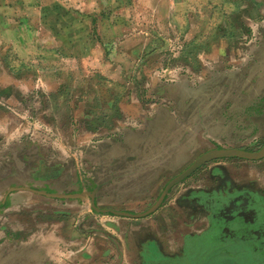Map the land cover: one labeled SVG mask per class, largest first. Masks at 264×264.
<instances>
[{
    "label": "rangeland",
    "instance_id": "obj_1",
    "mask_svg": "<svg viewBox=\"0 0 264 264\" xmlns=\"http://www.w3.org/2000/svg\"><path fill=\"white\" fill-rule=\"evenodd\" d=\"M263 146L264 0H0V264H107L103 215L148 210L211 150ZM247 184L264 155L206 160L155 213L250 235L260 201H213ZM200 235L186 264H218Z\"/></svg>",
    "mask_w": 264,
    "mask_h": 264
},
{
    "label": "crops",
    "instance_id": "obj_2",
    "mask_svg": "<svg viewBox=\"0 0 264 264\" xmlns=\"http://www.w3.org/2000/svg\"><path fill=\"white\" fill-rule=\"evenodd\" d=\"M259 191L262 196L264 187L259 188ZM84 198L80 193V197H73L72 201L78 204L85 201ZM164 210L162 208L158 213L148 216L103 215L101 219L105 221L106 228L104 235L108 240L103 252L106 254L107 264H175V260L179 262L184 258L186 252L179 245L182 230L186 232L183 234L193 236L204 230V225L199 220L191 223L192 219L188 218H184L182 223L177 222L169 218ZM128 229L132 230L131 235L128 234ZM84 251L90 250L85 247Z\"/></svg>",
    "mask_w": 264,
    "mask_h": 264
},
{
    "label": "flooded vegetation",
    "instance_id": "obj_3",
    "mask_svg": "<svg viewBox=\"0 0 264 264\" xmlns=\"http://www.w3.org/2000/svg\"><path fill=\"white\" fill-rule=\"evenodd\" d=\"M168 182H170V181H168ZM168 182L166 183L164 189L168 185ZM177 184H178V182L173 183V184H171V186L168 187V189L165 192L158 193V195L155 197L154 204L157 202V200L160 199L161 196L162 197H161L160 202L158 204L159 206H157L154 209V211L149 212V213H145L147 211V209H146V210H143V211H141L139 213H135V214H141L142 216H148L151 213H155V211H157V209L161 206V204L164 203L168 199V197H166L167 193L169 191L171 192L172 189L174 188V186L177 185ZM220 184H223L222 185L223 187H225V186L227 187L228 185L231 187V186L235 185V187L237 189L240 188L237 184H235L233 182H229V183H227L228 184L227 185V184H225V181H224V182H222ZM246 186L243 189L246 188L245 192H247L246 194H248L249 196L243 195V194H238V195H235V197H232V199H230V197H229L228 200H225V197H223V196H220V197L218 196L217 198H213L214 205L219 206L221 202H223V203L226 202V203H229V204H232V205H235V206L237 205V207H240L241 204H244V203H247V202H248V204L250 202L254 203V204H257L260 201V203L258 205L261 206V209L264 212V193H262V196H261L259 194L260 193L259 187L252 186L250 184H247ZM255 196H257L259 198V200H255ZM238 197H241V198H238ZM189 199L190 200H185V198L182 197L181 200L177 199V201L180 200L182 204H184V203L188 204L190 202L189 205H191V206L192 205L193 206H199L198 202L202 201L199 197H193V198H189ZM238 199H240V200H238ZM253 201H256L257 203H255ZM235 202H236V204H235ZM254 204H253V206H254ZM249 206H250V204H249ZM194 208H196V207H194ZM263 216H261V217L263 218ZM255 218H256L255 221H257L258 217H255ZM203 220L205 222H207V219L205 217L203 218ZM226 221L228 222L227 226L231 225V222L233 224L235 223V221H232L231 217H228L227 220L226 219L224 220V222H226ZM260 221L258 220L259 225L262 224L260 229L258 228L259 226L253 225V223H251L252 227L255 229L253 231V234L251 233L250 235H246V234H244L245 233L244 231H240L241 235H236L235 236V235L231 234V229H230V231H229V237L230 238H228L227 240H224V238H223L222 241H221L219 239V238H222L220 229L221 228L226 229L225 228L226 226H222V224H221V222L219 220L215 221V220H212V219H211L210 224H209V219H208V226L207 225L204 226V230H202L200 232V234L202 233V235H200L201 236L200 239L203 240V241H208L209 248H211L212 251H209L207 253H212V256L214 257V260H216V262L218 264H224V261H222V258H225V257H229L230 259L234 260L233 261L234 263H230V264H239L240 262L235 259L236 256H238V254L244 253L247 256V255H249L248 253H250L252 255V252L254 251L253 248H254L255 245L254 246L250 245L251 242L248 243V239H251L252 241L254 239H257V243H256L257 245L256 246H258L259 243H264V220H260ZM210 225H211V227H210ZM221 231H222V229H221ZM197 234H199V233H197ZM181 236H182V238L180 239V242H179V245L181 246L180 248L182 250H184L185 252L190 253V247H189V243H188L189 241H188V239H185L186 236H188V235H185V234L181 233ZM196 247H197V250L201 249L198 246H196ZM261 247H264V244L261 245ZM191 250H192V248H191ZM202 253H203V251H202ZM186 254L187 253H185V257L182 258L179 262L175 260V264H186L187 263ZM251 255H249V258L247 260V262H248L247 264H250V262L251 263L253 262L252 261L253 257ZM194 256H195V262H199V258H198L199 254H198V252H196ZM254 264H263V262H260V263L256 262Z\"/></svg>",
    "mask_w": 264,
    "mask_h": 264
},
{
    "label": "water",
    "instance_id": "obj_4",
    "mask_svg": "<svg viewBox=\"0 0 264 264\" xmlns=\"http://www.w3.org/2000/svg\"><path fill=\"white\" fill-rule=\"evenodd\" d=\"M263 155H264V146L260 150H258L256 152H246V151L239 150V149H215V150H211V151L201 155L187 169H185L180 174L175 176L168 183V185L165 188V191L168 189L169 186H171V184L176 183L179 180H181L184 177H186L193 169H195L198 165H200L201 163H203L206 160H210V159H213V158L233 157V156L243 157V158H246V159H258V158L262 157ZM161 197H160V199H161ZM160 199L156 202L155 205L151 206L145 213H149V212L153 211L157 207V205L159 204ZM122 214L131 215L129 213H122ZM136 216H138V215H136Z\"/></svg>",
    "mask_w": 264,
    "mask_h": 264
}]
</instances>
